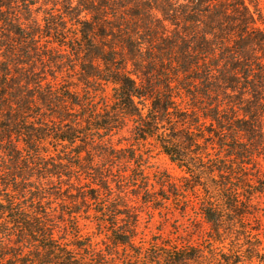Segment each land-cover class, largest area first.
Instances as JSON below:
<instances>
[{"label":"trees","instance_id":"1","mask_svg":"<svg viewBox=\"0 0 264 264\" xmlns=\"http://www.w3.org/2000/svg\"><path fill=\"white\" fill-rule=\"evenodd\" d=\"M256 1L0 0V264H264Z\"/></svg>","mask_w":264,"mask_h":264},{"label":"rangeland","instance_id":"2","mask_svg":"<svg viewBox=\"0 0 264 264\" xmlns=\"http://www.w3.org/2000/svg\"><path fill=\"white\" fill-rule=\"evenodd\" d=\"M249 7L255 17L257 26L264 31V0H258L249 5ZM77 89L80 90V88ZM128 138L129 131L126 129L118 138H115V143H120V147H127L129 145V142L126 141ZM150 150L151 151L148 153V172L150 174L155 172H168L175 177H180L182 175L180 170H178L165 155L158 153L152 147ZM260 208L264 209V204L260 205ZM147 211L150 210H144L141 216V230L148 239L153 236L158 237L160 234L164 237L172 238L181 235L184 243L185 241H189L192 244L201 243V235L203 234L198 231L197 226H194L196 217L193 212L190 211L187 215H185V217H182L179 213H176L175 215L169 214L166 216L167 213L164 211H151V214ZM261 214L264 215V211ZM262 220L264 223V216L262 217ZM202 227L204 230H207L206 225H203ZM92 230V225L90 224L83 226L84 233L92 232ZM187 231L190 234L186 233Z\"/></svg>","mask_w":264,"mask_h":264}]
</instances>
